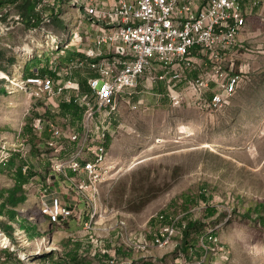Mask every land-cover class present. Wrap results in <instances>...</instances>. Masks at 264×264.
Wrapping results in <instances>:
<instances>
[{
  "label": "built area",
  "instance_id": "built-area-1",
  "mask_svg": "<svg viewBox=\"0 0 264 264\" xmlns=\"http://www.w3.org/2000/svg\"><path fill=\"white\" fill-rule=\"evenodd\" d=\"M263 3L264 0H88L83 5L85 19L90 23V45L79 47L81 56L64 66L59 58L70 46H65L53 32H46L50 14H43L41 25L31 31L46 32L49 48L60 56L45 55L32 48L31 57L37 56L42 61L39 68L48 71L42 74L37 68L35 74L19 78L14 71L11 78L5 75L3 79L14 90L35 98L39 113L31 123L35 138L48 136L45 144L49 149L61 146L64 140L75 146L63 158L52 160L53 171L63 181L53 179L51 186H41V214L58 226L64 221L69 224L83 220L85 225L83 232L74 234L76 238L67 239V252L74 251L75 259L61 253L54 257L41 254L38 262L31 264H90V259H96L94 264H221L228 259L231 252L220 244V226L203 232L202 256H196L192 246L189 253L183 251L188 217L206 208V204L182 215L158 213L144 225H135L131 214L110 208L103 195V187L114 180L108 140L114 135L115 115L121 106H144L145 94H153L159 86L165 88L166 94L157 96H166L174 107L188 105L206 114L229 108L248 73L236 67V53L242 47L239 36L248 17ZM198 70L195 78L189 77ZM82 77L88 91H83ZM136 96L139 98L134 102ZM72 102L82 114L81 133L80 128L64 131L49 115L61 114L62 105ZM2 151L0 164L12 155L10 149ZM23 171L27 174L28 167ZM30 185L32 179L25 189ZM19 232L26 236L24 231ZM0 243L1 250L16 251L1 229ZM25 255L19 257L21 264L29 263L31 256L26 255L25 260ZM14 260L18 259L0 264H15Z\"/></svg>",
  "mask_w": 264,
  "mask_h": 264
},
{
  "label": "rangeland",
  "instance_id": "rangeland-1",
  "mask_svg": "<svg viewBox=\"0 0 264 264\" xmlns=\"http://www.w3.org/2000/svg\"><path fill=\"white\" fill-rule=\"evenodd\" d=\"M87 2L42 3L38 8H44L43 14L49 15L50 10L53 15L60 13L59 19L46 23V32H53L68 48L87 47L90 23L85 19L83 5ZM9 12L10 22H0V65L8 77L16 71L19 78L30 72L32 48L54 57L59 52L49 48L46 32L33 33L25 28L13 8ZM239 39L242 47L236 53V67L245 68L247 78L231 106L223 112L206 114L188 105L174 107L166 96H157L166 94L163 86L156 87L153 94L152 91L145 94V105L138 109L132 108L135 103L121 106L115 115L114 135L108 140L114 180L103 187V195L110 208L131 214L135 225H144L158 213L182 215L206 204V208L188 217L189 221H196L189 238L199 250L195 255L204 254L200 243L203 232L220 226V244L231 252L221 264H264V224L259 221L260 212L264 213V3L248 17ZM3 72H0V156L2 150L9 149L13 156L12 162L0 165V196L5 194L0 204L18 184L17 169L21 165L30 167L35 176L33 185L24 188V204L16 210L0 207V214H4L0 222L10 224L8 216H12L18 238L17 243L12 242L16 250L13 254L18 259L15 264H21L19 257L25 254L31 256L28 263L31 264L44 254L66 255L68 237L76 238L74 234L84 231V220L69 224L64 221L58 226L41 214L39 208L44 194L41 186H51L53 179L57 183L63 181L53 171L52 160L63 158L75 146L64 140L61 146L49 149L45 144L48 136L33 137L29 126L39 117L36 100L14 90L3 79ZM199 72L193 71L189 77L195 78ZM49 115L64 131L69 127L80 128L81 122L72 115ZM28 149L31 150L27 154ZM186 240L185 235L183 248ZM87 262L94 264L96 259Z\"/></svg>",
  "mask_w": 264,
  "mask_h": 264
},
{
  "label": "trees",
  "instance_id": "trees-1",
  "mask_svg": "<svg viewBox=\"0 0 264 264\" xmlns=\"http://www.w3.org/2000/svg\"><path fill=\"white\" fill-rule=\"evenodd\" d=\"M40 3H43V0H0V22L1 23H9L10 18H12V14L9 12L10 8H13L15 10V13L19 16L21 22L25 26L26 29H35L38 28L41 23L43 22V11L37 10ZM47 6V4H46ZM45 11V10H44ZM50 19L51 21L53 19H59L60 13H57L53 15V11L50 10ZM81 56L76 48H69L66 50V55H64L63 58H59V63H68L71 60ZM48 60V58H47ZM29 64L32 66L30 69V72L28 73V76L35 74V70L39 68L42 65V61L36 56L32 59H30ZM47 68V67H46ZM40 69V68H39ZM2 70L3 73H5L4 66L0 65V71ZM48 70L47 69H40V72L42 74H45ZM6 74V73H5ZM25 76H27V73L24 72ZM2 79V78H0ZM83 82V83H82ZM83 84L82 88L83 91H88V84L86 80L81 81ZM5 95V94H4ZM61 114L68 116L72 115L75 117L76 120L82 119V114L78 106H76L73 102L72 103H65L62 105ZM30 127V130H32V127ZM33 133V132H32ZM33 137H35L33 135ZM12 156L8 159V161H4L1 164H4L6 162H12ZM0 164V165H1ZM24 164L21 165L17 169V179L18 184L12 189L9 190V195L4 199V201L0 204V207L5 209L7 206L12 208L13 210H16L21 204L25 203V194H24V188L25 185H27L32 178H34L35 174L32 173L30 170V167H28V173L24 174ZM5 194H1L0 199L4 198ZM0 216H4V214H0ZM10 218V224H6L5 222H0V229L6 233V235L10 238L11 242L17 243V236L15 235L16 232V224L14 223V219L12 216H8ZM259 221L264 224V213L260 212L259 214ZM196 221H190L188 223V227L185 231L186 235V246L184 248V251L186 253L190 252V247L192 246L194 248V245L191 244L190 237L192 233V229H195ZM18 227V226H17ZM19 231H24L18 228ZM195 249V248H194ZM196 252H199L198 249H195ZM76 253L74 251L67 252L66 256L71 257L75 259ZM14 254L10 252L9 250L0 249V262H8L14 259Z\"/></svg>",
  "mask_w": 264,
  "mask_h": 264
},
{
  "label": "crops",
  "instance_id": "crops-1",
  "mask_svg": "<svg viewBox=\"0 0 264 264\" xmlns=\"http://www.w3.org/2000/svg\"><path fill=\"white\" fill-rule=\"evenodd\" d=\"M87 47H89V45H88ZM87 47H86V48H87ZM83 80H86V79H85V78H83V77H82V78H80V82H81V81H83ZM82 83H83V82H82ZM82 83H81V85L83 86V84H82ZM138 98H139V96H136V97H135V100H138Z\"/></svg>",
  "mask_w": 264,
  "mask_h": 264
},
{
  "label": "bare ground",
  "instance_id": "bare-ground-1",
  "mask_svg": "<svg viewBox=\"0 0 264 264\" xmlns=\"http://www.w3.org/2000/svg\"><path fill=\"white\" fill-rule=\"evenodd\" d=\"M0 72H1V71H0ZM4 74H5V73H4ZM5 75H6V74H5ZM5 75H4V76H5Z\"/></svg>",
  "mask_w": 264,
  "mask_h": 264
},
{
  "label": "water",
  "instance_id": "water-1",
  "mask_svg": "<svg viewBox=\"0 0 264 264\" xmlns=\"http://www.w3.org/2000/svg\"><path fill=\"white\" fill-rule=\"evenodd\" d=\"M40 224V226H41V223H39Z\"/></svg>",
  "mask_w": 264,
  "mask_h": 264
}]
</instances>
